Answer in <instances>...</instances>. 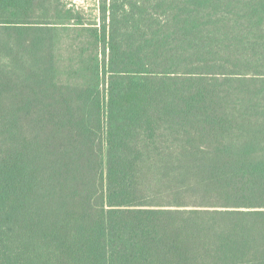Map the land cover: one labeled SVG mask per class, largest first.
Listing matches in <instances>:
<instances>
[{"label":"trees","instance_id":"obj_1","mask_svg":"<svg viewBox=\"0 0 264 264\" xmlns=\"http://www.w3.org/2000/svg\"><path fill=\"white\" fill-rule=\"evenodd\" d=\"M0 264H264V0H0Z\"/></svg>","mask_w":264,"mask_h":264},{"label":"rangeland","instance_id":"obj_2","mask_svg":"<svg viewBox=\"0 0 264 264\" xmlns=\"http://www.w3.org/2000/svg\"><path fill=\"white\" fill-rule=\"evenodd\" d=\"M68 4L88 17H97L98 0H67Z\"/></svg>","mask_w":264,"mask_h":264}]
</instances>
